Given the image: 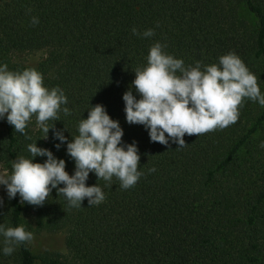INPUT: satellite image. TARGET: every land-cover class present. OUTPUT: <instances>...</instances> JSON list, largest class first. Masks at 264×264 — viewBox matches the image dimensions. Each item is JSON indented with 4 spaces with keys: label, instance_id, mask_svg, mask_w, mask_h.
<instances>
[{
    "label": "trees",
    "instance_id": "trees-1",
    "mask_svg": "<svg viewBox=\"0 0 264 264\" xmlns=\"http://www.w3.org/2000/svg\"><path fill=\"white\" fill-rule=\"evenodd\" d=\"M148 29L155 35L145 38ZM157 42L185 67L200 62L202 71L234 53L264 95V0H0V66L37 70L45 87L63 90L62 108L71 111L48 121L63 131L64 143L53 129L43 139L35 114L25 129L30 139L0 119V167L11 175L15 160L32 159L28 145L36 143L74 175L67 143L101 104L123 129L122 145L136 143L143 173L129 189L116 177L89 173L86 186L97 184L106 197L93 206L85 198L70 207L56 189L43 206L5 195L0 225L64 234L65 252H34L24 243L5 256L0 234V264H264V148L254 145L264 142V106L245 98L235 124L186 134L182 148L151 142L148 129L126 121L123 95L131 90L141 98L135 71L147 66Z\"/></svg>",
    "mask_w": 264,
    "mask_h": 264
},
{
    "label": "clouds",
    "instance_id": "clouds-1",
    "mask_svg": "<svg viewBox=\"0 0 264 264\" xmlns=\"http://www.w3.org/2000/svg\"><path fill=\"white\" fill-rule=\"evenodd\" d=\"M31 22L36 25L39 20L32 17ZM132 33L141 35L136 28ZM154 35L152 29L142 33L145 38ZM165 47L159 42L151 46L147 66L135 71L132 84L141 98L137 99L131 90L123 95L126 121L148 129L151 142L168 145L171 140L182 148L187 144L186 134L200 136L235 124L245 98L264 106L256 75L236 54L223 55L218 65L204 66L202 71L200 62L195 67H185L184 61L167 54ZM67 103L63 90L45 87L43 76L37 70L12 72L7 64L0 66V119L6 116L15 132L30 139L25 129L35 114L45 134L43 139H47L49 130L53 129L54 138L64 143L67 138L63 131L56 130L55 124L49 125L48 121H58L61 110L65 116L71 115L69 108H62ZM78 131L79 135L67 143V154L75 161L74 175L68 174L66 162L55 158L50 150L37 147L36 143L29 144L32 159L20 157L12 163L11 175L0 174V185L6 187L8 198L19 194L21 203L43 206L56 189L70 207L79 208L85 198L89 206L99 205L106 198L97 184L86 186L89 173L94 172L98 180L108 182L116 177L124 189L138 182L143 173L138 171L140 155L136 143L122 145L123 129L103 105L91 107L88 118L80 121ZM56 147L59 149L60 144ZM260 147L264 148V142ZM37 156L47 157V160L34 163L33 158ZM61 184L64 187H58ZM0 234L5 237V256L34 239L33 233L24 226L5 228L0 225Z\"/></svg>",
    "mask_w": 264,
    "mask_h": 264
},
{
    "label": "rangeland",
    "instance_id": "rangeland-1",
    "mask_svg": "<svg viewBox=\"0 0 264 264\" xmlns=\"http://www.w3.org/2000/svg\"><path fill=\"white\" fill-rule=\"evenodd\" d=\"M260 142H263L261 138L260 140H255L254 145H259ZM5 172H7V170H5L3 167H0V174ZM5 195H7L6 187L4 185H0V197L4 198ZM30 245L34 252H39L40 250H46L48 248L59 252H65V235L58 233H43L40 235L36 234L34 235V239Z\"/></svg>",
    "mask_w": 264,
    "mask_h": 264
}]
</instances>
